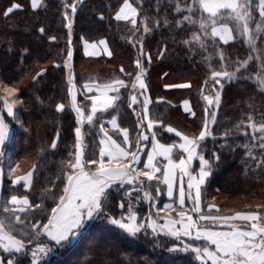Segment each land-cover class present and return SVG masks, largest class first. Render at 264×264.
<instances>
[{
  "label": "snow or ice",
  "instance_id": "obj_1",
  "mask_svg": "<svg viewBox=\"0 0 264 264\" xmlns=\"http://www.w3.org/2000/svg\"><path fill=\"white\" fill-rule=\"evenodd\" d=\"M79 3L80 0H72L63 5L68 47L62 65L68 70V100L55 104L59 111L67 108L75 113L73 143L67 159L62 161L63 169L54 178H41L38 161L20 173L18 161L14 166L9 161L7 173L0 163V186L7 174L11 185L21 188L20 192L0 195V264H43L54 247L71 244L93 221H100L107 229L122 230L130 237L143 233L154 241L153 248L164 247L161 242L164 237L170 245L167 248L170 254L194 256L199 264H264V204L248 206L246 210H224L215 202L216 198L211 197L206 209L208 213L217 214H205L202 208L204 190L214 165L222 158L214 150L206 158L204 145L209 137L213 141L222 140L218 145L221 150L245 149L247 161L256 169H264V113L257 120L249 111L232 128L223 131L214 132L212 127L218 125L223 81L247 77L254 79L258 88L264 91V0H258V5L254 0H174V12L179 16L175 21L168 19L167 12L163 16L159 14L161 0H155L156 15L148 14L143 8V0H123L115 11V19L131 26L129 39L137 48L135 72H125L121 65L119 74L109 79L101 81L89 76L78 85L72 64L71 35ZM42 4L43 0H31L32 9H39ZM22 7L21 3L13 2L3 15L7 17ZM185 22L196 27L182 43L190 48L197 45L207 53L201 57L207 66L200 89L202 127L198 133L190 134L150 116L149 105L153 104V99L148 92L145 60L151 63L152 56L144 50L147 35L162 26L175 24L179 29ZM39 31L44 33L45 28L42 26ZM48 39L56 41L57 37L51 35ZM240 39L247 44L248 54L243 59L237 57L229 62L220 42L228 45ZM82 43L85 56L100 57L102 53L113 56L106 38L83 39ZM166 48L164 45L160 49V56ZM23 53L31 55L27 48ZM214 57L218 64H213ZM51 63L61 67L55 60ZM252 69L254 71H250ZM46 71L44 67L39 68L32 81L35 83ZM22 81L23 78L5 79L0 74V161L6 158V142L10 135L6 116L25 127L26 122L17 110V105H24ZM190 84L191 81H185L164 87L187 88ZM78 93H83L88 101L87 111L78 101ZM125 99L135 114L134 138L130 136L129 127H122L118 122L117 108ZM182 103L185 112L196 115L188 99ZM105 123L110 128L105 127ZM85 125L88 132L84 131ZM157 126L161 132L174 133L178 139L171 143L161 142L155 130ZM110 129L117 138L110 134ZM240 134L248 141L243 144L238 140L235 144L229 142L230 137ZM60 135L57 129L55 138L38 148V158L48 150L58 149ZM256 148L260 149L259 155L254 151ZM174 152L179 153L178 159L174 158ZM142 154L146 155V161L142 160ZM197 158L198 168H194L193 161ZM248 162L245 163L246 171L250 166ZM37 183L47 184L40 190L38 198L33 194ZM162 186L171 202L160 207ZM117 197L119 215H114L109 209L116 204ZM143 201L148 202L146 212L142 210ZM186 201H190V205H186ZM177 208L180 209L178 212ZM99 251L107 255L106 249ZM100 264L117 262L104 259ZM140 264L154 262L145 257Z\"/></svg>",
  "mask_w": 264,
  "mask_h": 264
},
{
  "label": "trees",
  "instance_id": "obj_2",
  "mask_svg": "<svg viewBox=\"0 0 264 264\" xmlns=\"http://www.w3.org/2000/svg\"><path fill=\"white\" fill-rule=\"evenodd\" d=\"M13 2L23 5L21 9L14 10L7 17L3 15L7 7ZM72 0H43L39 9L31 8V0H0V74L3 78L21 79V90L24 105L20 108V118L23 119L25 127L21 129L14 123L11 117L6 116L9 128L12 131L7 143L6 158L11 155L14 164L18 161L20 166L27 170L34 161L41 165L40 176L54 178L63 169L62 161L67 159L76 126L75 113L69 109L59 111L55 108L58 102L67 103V68L63 67L62 61L66 58L68 47L66 21L63 20L62 12L64 3ZM123 0H80L74 18L71 35V46L73 48L72 64L77 75V84H81L89 76H95L98 80L111 78L119 74V68L123 65L125 72H135L134 61L137 56V48L133 46L131 26L125 21L115 19V11ZM136 2V0H133ZM258 5V0H254ZM143 8L149 15H156L155 0H143ZM174 0H161L159 14L163 16L167 12L168 19L175 21L179 16L174 12ZM258 11V10H257ZM103 14V15H101ZM184 14H187L186 12ZM45 32L39 31L40 27ZM196 26L187 22L177 28L175 24L155 30L147 35L144 43L145 52L152 56L151 63L145 60L148 68L146 82L149 85L148 92L153 99L149 105L150 116L159 118L165 124L171 123L178 130L186 133H198L202 127L203 101L200 97V89L207 75V66L201 60L205 53L197 45L189 47L182 43L190 35ZM55 35L56 41L48 39ZM106 38L113 51L112 57L101 55L100 57H88L83 53L82 40L89 41ZM167 45L164 55L160 56V49ZM226 56L231 60L237 57L243 59L248 54V47L242 42H229L224 45ZM29 49L31 55L23 53V49ZM194 48V50H193ZM209 51L212 48L209 47ZM61 63V67H55L51 61ZM213 64L219 61L214 57ZM44 67L47 71L41 74L34 83L32 77ZM191 81L187 88H165V84H180ZM222 105L218 113V125H213L214 132L232 128L236 121L252 111L254 117L259 120L264 113V93L260 91L254 79L241 78L231 82L223 81ZM157 97L164 99L158 101ZM78 101H81L87 111L88 101L84 99L83 93H78ZM188 99L195 116L184 111L183 100ZM43 101V103H41ZM127 100L118 105V122L121 126L130 129V136L134 138L133 125L135 114L127 106ZM135 107V105L133 106ZM115 114V113H113ZM110 118V117H106ZM30 128V131L27 129ZM57 129L60 131L57 150H48L42 157L38 158L37 150L46 146L52 138H55ZM158 138L163 143H171L178 139L174 133L166 130L155 129ZM84 131L88 132L87 125ZM95 130L92 136L95 137ZM243 144L247 137L240 134L230 137L229 142L236 141ZM221 139L213 141L209 137L204 145L206 158L214 150L221 154V161L214 165V171L208 180L207 191L216 188L223 191L225 195L251 196V200L257 201L264 197V169H256L245 157V149L241 147L235 150H221L218 145ZM214 145L217 147L214 148ZM91 146V141H90ZM150 146V145H149ZM148 146V147H149ZM179 158V153L174 154ZM4 158L0 163L4 167ZM145 155L142 154L144 161ZM198 159V158H197ZM250 164L245 170V163ZM196 163V161H195ZM13 164V166H14ZM141 167L143 164L140 165ZM22 172V171H21ZM11 178L5 175L1 195L10 192H20L19 186H12ZM47 187L45 183H37L34 196L40 195V190ZM26 191V190H24ZM166 198L163 196V186L159 206L162 207ZM119 197L116 204L109 210L114 215H119ZM148 202H142V210L147 211ZM86 231L80 234L79 239L70 245L56 247L57 253L45 264H100L104 259L116 261L117 264H140L145 257L154 264H199L194 256L188 254H170L167 248L170 246L164 237L161 242L164 247L153 248L154 241L140 233L138 237H130L122 230L112 227L107 229L100 221H93L86 225ZM102 249L107 250V255Z\"/></svg>",
  "mask_w": 264,
  "mask_h": 264
},
{
  "label": "rangeland",
  "instance_id": "obj_3",
  "mask_svg": "<svg viewBox=\"0 0 264 264\" xmlns=\"http://www.w3.org/2000/svg\"><path fill=\"white\" fill-rule=\"evenodd\" d=\"M242 42H244V41L242 40ZM244 44L247 46V44L245 42H244ZM258 46H260V45H258ZM250 71H254V69H252ZM254 82H255V84H256V86L258 88V85H257L255 80H254ZM260 91H262V90H260ZM262 92L264 93V91H262ZM20 108H21V106L17 105V110L19 111V115H20ZM5 112H6V110H5ZM14 123L20 129L22 128L15 120H14ZM11 133H12V131H11ZM11 135L9 137H11ZM247 141H248V138H247ZM249 142L256 143L255 141H249ZM254 151L256 152L257 155L260 154V149L259 148L254 149ZM5 161L6 162L4 163V168H5V173H7V169H8V166H9V161H11L12 164H14L13 162H15V161H14V158L11 159V155H9V157H7L5 159ZM195 161H196V163H195ZM193 167L194 168H198V159H195L193 161ZM25 168H26V165L25 166H20V169L17 170L18 173L23 171ZM5 175H7V174H5ZM215 190L216 191L213 192V193H212V189L211 190L208 189V191H207V189L204 190L205 194L202 197V208H203L205 214H217L215 212L208 213V210L206 209V203L211 199V197H215L216 198L215 202L218 205H220V207L222 209H224V210H246L248 208V206H255L256 204H264V197L260 198L257 201H253L250 198L251 196L249 197V196L236 195V196L229 197L228 195H225L222 190H220L218 188H216ZM190 203L191 202L188 201L186 204L190 205ZM241 226H244V225H241ZM79 236H80V234L72 241V243L77 241L79 239ZM68 245H70V244H68ZM56 253H57V249H56V247H54L53 251L47 257L44 258L43 264H45L51 258V256L55 255Z\"/></svg>",
  "mask_w": 264,
  "mask_h": 264
},
{
  "label": "crops",
  "instance_id": "obj_4",
  "mask_svg": "<svg viewBox=\"0 0 264 264\" xmlns=\"http://www.w3.org/2000/svg\"><path fill=\"white\" fill-rule=\"evenodd\" d=\"M82 45H83V43H82ZM110 47V46H109ZM101 55H104V56H107L106 54H104V53H102ZM108 57V56H107ZM107 119H110V118H107ZM105 127H109L110 128V126H109V124L108 123H105ZM10 129V128H9ZM12 133H11V129H10V135H11ZM110 134H113L114 135V138H117L116 137V134L114 133V131L113 130H111L110 129ZM9 135V136H10ZM149 149H150V146H149ZM176 152H174V154H175ZM175 158V157H174ZM158 159H163V158H158ZM144 161H146V155H145V159H144ZM165 163H166V161H165ZM1 190H2V186H0V195H1ZM163 196H165V198H166V200H165V202L164 203H169V202H171L170 200H169V198L167 197V195H166V190H164L163 189ZM188 201H186V203H187ZM187 205V204H186ZM180 209L179 208H177L176 209V211L178 212ZM209 264H210V262H209Z\"/></svg>",
  "mask_w": 264,
  "mask_h": 264
}]
</instances>
